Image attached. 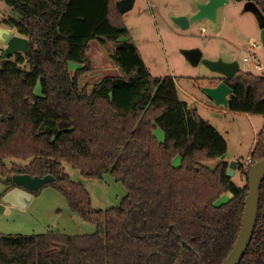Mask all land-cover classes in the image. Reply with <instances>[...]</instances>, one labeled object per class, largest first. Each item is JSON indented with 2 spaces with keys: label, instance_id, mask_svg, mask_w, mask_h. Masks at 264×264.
<instances>
[{
  "label": "trees",
  "instance_id": "obj_1",
  "mask_svg": "<svg viewBox=\"0 0 264 264\" xmlns=\"http://www.w3.org/2000/svg\"><path fill=\"white\" fill-rule=\"evenodd\" d=\"M5 1L17 15L3 21L31 40L26 53L0 57L5 183L16 186L15 173L53 175L45 185L58 187L97 230L0 233V264H222L241 230L249 182L239 186L227 174L226 138L189 109L174 77L153 76L116 0ZM255 2L264 13V0ZM93 39L117 43L112 58L124 75L81 86L79 77L93 67ZM70 61L83 67L71 74ZM221 80L233 88L230 111L264 115V74L239 70ZM249 156L252 164L264 159V129ZM215 160V167L206 163ZM64 163L89 178L110 173L128 193L119 206L94 209L89 190ZM225 193L232 196L221 202ZM239 264H264V180L254 234Z\"/></svg>",
  "mask_w": 264,
  "mask_h": 264
},
{
  "label": "rangeland",
  "instance_id": "obj_2",
  "mask_svg": "<svg viewBox=\"0 0 264 264\" xmlns=\"http://www.w3.org/2000/svg\"><path fill=\"white\" fill-rule=\"evenodd\" d=\"M203 1L205 0H135L133 8L122 15V19L153 76H173L179 96L188 103L189 109H196L200 116L226 138L228 150L224 158L229 162L236 160L243 164V168L237 167L232 179L237 185L245 186L249 182L246 162L258 134L264 129V115L237 113L226 106L217 105L204 87L218 85L223 81V76L214 73L202 62L192 64L183 51L199 48L204 58L238 60L240 70L256 73L253 64L245 62L243 58L248 55L250 42L261 40L260 30L255 16L249 12L242 13L240 4L233 1L218 11L217 21L203 19L183 29L172 20L175 15L185 14L183 11L191 15L197 10V4ZM12 15H17L15 9L5 0H0V26H7L3 20ZM89 45L93 67L79 77L81 86L87 84L91 87L107 75H124L120 65L112 58L116 42L109 40L101 43L98 39H93ZM4 48L0 44V57ZM256 55L264 66L263 47L256 51ZM82 67L83 63L78 61L69 62L71 74ZM37 86L40 92V82ZM159 137L162 139L164 136L159 134ZM181 160L178 156L174 160L175 164ZM13 162L22 163L17 159H13ZM217 162L218 160L206 163L215 167ZM64 169L72 180L86 186L94 209L119 206L128 193L127 187L110 173H106L103 178H89L68 163H64ZM5 180L6 176L0 169V196L9 188ZM231 196V193H225L221 202ZM51 229L68 234H85L94 233L97 226L73 211L64 193L53 184L45 185L35 193L26 208L8 205L0 213L1 234L32 235Z\"/></svg>",
  "mask_w": 264,
  "mask_h": 264
},
{
  "label": "water",
  "instance_id": "obj_3",
  "mask_svg": "<svg viewBox=\"0 0 264 264\" xmlns=\"http://www.w3.org/2000/svg\"><path fill=\"white\" fill-rule=\"evenodd\" d=\"M245 1V10L251 11L260 28V39L264 49V13L254 0H237ZM229 0H207L197 4V10L191 15L180 14L172 17V20L181 28L190 27L193 22L203 19L217 21L219 9L227 4ZM135 0H116V5L121 14H125L134 6ZM30 38L20 35L16 30L9 26H0V44L4 45L1 58L5 59L17 52L26 53L30 46ZM188 60L198 65L204 63L214 73L220 74L225 78L231 79L240 70L238 60L225 61L222 58L211 60L203 57V52L199 48H191L183 51ZM205 92L217 105L228 106L229 95L232 94L233 88L226 82L222 81L216 86H205ZM238 167V161L229 162L227 174L234 176ZM249 192L246 197V205L243 214L242 226L238 239L222 264H239L246 253L258 219L261 185L264 180V159L256 161L249 168ZM12 180L17 184L14 188L7 191L0 199V213H3L8 205L26 208L34 197V192L40 190L45 184L55 180L53 175L31 176L27 173H15ZM64 249V245L62 246Z\"/></svg>",
  "mask_w": 264,
  "mask_h": 264
},
{
  "label": "built area",
  "instance_id": "obj_4",
  "mask_svg": "<svg viewBox=\"0 0 264 264\" xmlns=\"http://www.w3.org/2000/svg\"><path fill=\"white\" fill-rule=\"evenodd\" d=\"M262 46V42L260 41H253L250 42L248 46V55L243 58L245 62L252 63L253 68L258 74H264V66L259 62L256 51ZM252 165V158L249 156L246 162V167H250Z\"/></svg>",
  "mask_w": 264,
  "mask_h": 264
},
{
  "label": "flooded vegetation",
  "instance_id": "obj_5",
  "mask_svg": "<svg viewBox=\"0 0 264 264\" xmlns=\"http://www.w3.org/2000/svg\"><path fill=\"white\" fill-rule=\"evenodd\" d=\"M205 1H207V0H205ZM232 1H233V2H236L237 4H240V11H241L242 13H243V12H249V13L253 14L251 11H246V10L244 9V8H245V1H242V2H241V1H237V0H229L228 3L232 2ZM254 1H255V0H254ZM228 3H227V4H228ZM225 5H226V4H225ZM222 7H223V6H222ZM222 7L219 9V12H220V10L222 9ZM195 12H196V11H195ZM123 15H124V14H123ZM253 15H254V14H253ZM259 30H260V28H259ZM223 78H225V77H223ZM16 186H17V185H16ZM14 187H15V186H14ZM14 187H12V188H14ZM12 188H10V189H12ZM10 189H8L7 191H9ZM7 191H6V192H7ZM6 192H5V193H6ZM5 193H4V194H5ZM4 194H3V195H4ZM3 195H2V196H3ZM2 196H1V198H2ZM1 198H0V199H1Z\"/></svg>",
  "mask_w": 264,
  "mask_h": 264
},
{
  "label": "crops",
  "instance_id": "obj_6",
  "mask_svg": "<svg viewBox=\"0 0 264 264\" xmlns=\"http://www.w3.org/2000/svg\"><path fill=\"white\" fill-rule=\"evenodd\" d=\"M183 12H184L185 14L187 13V12H185V11H183ZM192 13H194V12H192ZM192 13H191V14H192ZM188 14H190V13H188ZM14 29L16 30V28H14ZM16 32H17V30H16ZM17 33H18V32H17ZM162 132H163V131H161L159 128L155 130V133H157L159 139H160L159 134H161V136L163 135V136L165 137V134H163L164 132H163V133H162ZM164 137H163L162 139H160V140H161V141L164 140ZM250 153H251V152H250ZM177 157H178V156H177ZM177 157H176V158H177ZM176 158H175V159H176ZM175 159H174V160H175ZM178 159H179V158H178ZM224 159H225V158H224ZM174 164H175V161H174ZM180 164H181V161H180L178 164H176V165H180ZM221 200H224V199L222 198ZM221 200H220V201H221Z\"/></svg>",
  "mask_w": 264,
  "mask_h": 264
}]
</instances>
